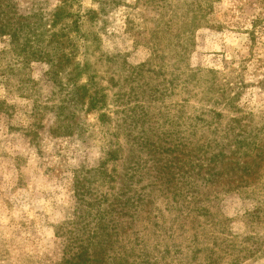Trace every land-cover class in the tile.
I'll list each match as a JSON object with an SVG mask.
<instances>
[{"label": "rangeland", "instance_id": "rangeland-1", "mask_svg": "<svg viewBox=\"0 0 264 264\" xmlns=\"http://www.w3.org/2000/svg\"><path fill=\"white\" fill-rule=\"evenodd\" d=\"M0 264H264V0H0Z\"/></svg>", "mask_w": 264, "mask_h": 264}]
</instances>
